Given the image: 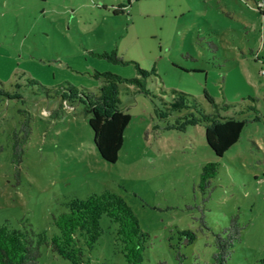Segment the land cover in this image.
Listing matches in <instances>:
<instances>
[{
  "label": "rangeland",
  "instance_id": "1",
  "mask_svg": "<svg viewBox=\"0 0 264 264\" xmlns=\"http://www.w3.org/2000/svg\"><path fill=\"white\" fill-rule=\"evenodd\" d=\"M113 51L127 64L101 57ZM135 64L155 69L151 95L121 85L131 121L109 163L83 106L61 103L57 92L69 84L97 93L96 72L133 79ZM263 70L264 16L252 0H0V88L20 96L0 102V224L52 236L71 199L112 190L150 236L142 264H213L216 235L233 217L243 229L226 264H264ZM172 90L207 113L205 91L230 105L223 116L254 106L263 119L217 157L203 126L163 130L155 110L181 101ZM209 163L218 171L203 184ZM101 226L86 258L127 264L116 225L103 216ZM183 231L196 239L188 244ZM41 253L38 264H71L49 247Z\"/></svg>",
  "mask_w": 264,
  "mask_h": 264
},
{
  "label": "trees",
  "instance_id": "2",
  "mask_svg": "<svg viewBox=\"0 0 264 264\" xmlns=\"http://www.w3.org/2000/svg\"><path fill=\"white\" fill-rule=\"evenodd\" d=\"M252 1L264 16V0ZM101 57L115 64H127L115 51L104 53ZM135 66L139 76L133 79H124L110 72H96L94 77L101 81L97 93L69 84L57 92L61 103L83 106L85 114L89 116L95 147L101 158L109 163L118 161L124 144L125 130L131 121L130 114L121 107V85L134 87L140 93L151 95L146 87V80L155 74V69L148 72L142 70L138 64ZM204 94L212 105L211 113H207L193 96L172 90L171 95L181 101L172 104L164 101L165 107L157 108L155 115L164 122L163 130L167 131L186 132L189 127L203 126L208 146L217 157H222L239 141L248 124L261 122L263 118L254 106L223 116L219 111L229 110L230 105L219 106L207 91ZM15 98H20L18 93L14 95L0 88V102ZM158 128L160 125L155 124L154 129ZM20 153L19 151L18 154V149L15 148V155L20 156ZM218 167V163H209L203 167V184L216 176ZM66 208V212L55 219L57 232L52 236L46 232L36 235L27 230L15 229L7 222L0 224V264H38L43 246L49 247L52 252L71 264H91L85 251L92 250L102 236L103 216L116 225L117 248L126 263L142 264L150 236L141 228L136 213L123 196L115 191L105 190L85 198L75 197L66 204ZM242 229L238 218L233 217L228 227L216 235L217 252L214 254L213 264L228 262L233 246L240 241ZM181 234L188 244L197 237L192 231H183ZM179 258L181 260L184 256L179 253Z\"/></svg>",
  "mask_w": 264,
  "mask_h": 264
},
{
  "label": "built area",
  "instance_id": "3",
  "mask_svg": "<svg viewBox=\"0 0 264 264\" xmlns=\"http://www.w3.org/2000/svg\"><path fill=\"white\" fill-rule=\"evenodd\" d=\"M262 76L264 77V70L262 71Z\"/></svg>",
  "mask_w": 264,
  "mask_h": 264
}]
</instances>
